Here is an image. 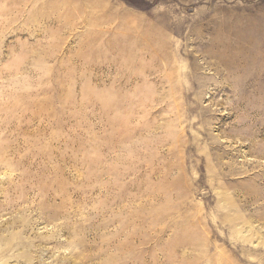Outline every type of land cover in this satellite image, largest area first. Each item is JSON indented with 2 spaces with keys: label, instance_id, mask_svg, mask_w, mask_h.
Here are the masks:
<instances>
[{
  "label": "rangeland",
  "instance_id": "rangeland-1",
  "mask_svg": "<svg viewBox=\"0 0 264 264\" xmlns=\"http://www.w3.org/2000/svg\"><path fill=\"white\" fill-rule=\"evenodd\" d=\"M257 24L264 0H0V264H264V42L230 29Z\"/></svg>",
  "mask_w": 264,
  "mask_h": 264
},
{
  "label": "bare ground",
  "instance_id": "bare-ground-1",
  "mask_svg": "<svg viewBox=\"0 0 264 264\" xmlns=\"http://www.w3.org/2000/svg\"><path fill=\"white\" fill-rule=\"evenodd\" d=\"M153 4L156 0H150ZM117 10V9H116ZM125 11V10H124ZM121 14H128L126 12H121ZM131 15V14H129ZM256 17V15H255ZM254 18V17H253ZM255 23H257V20H254ZM232 32L235 33V35H233V37H231L232 39H228L229 41H243V42H249V43H253L254 41L257 42H264V33H263V29L262 26L260 25H235L234 27L230 28ZM237 30V31H236ZM243 30V35L239 36L237 35L238 31ZM240 34V32L238 33ZM161 38V37H160ZM159 37H154V36H148V37H140V41H145V42H153V41H157V40H161ZM135 40H137L138 38H134ZM133 40V39H130ZM226 40V39H224Z\"/></svg>",
  "mask_w": 264,
  "mask_h": 264
}]
</instances>
